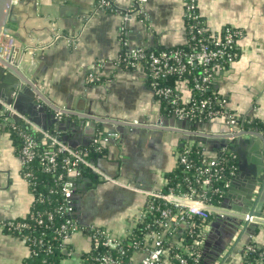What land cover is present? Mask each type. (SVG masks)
Returning a JSON list of instances; mask_svg holds the SVG:
<instances>
[{"label": "crops", "instance_id": "1", "mask_svg": "<svg viewBox=\"0 0 264 264\" xmlns=\"http://www.w3.org/2000/svg\"><path fill=\"white\" fill-rule=\"evenodd\" d=\"M106 2L13 1L5 26L17 38L9 60L16 70L0 63V99L37 127L59 133L71 147L100 138L104 151L92 163L111 178L93 172L77 177L75 214L80 224L100 226L116 240L137 223L147 201L144 191L164 187L166 173L176 165L178 147L190 130L211 137L203 141L206 156L228 145L238 160L222 203L230 211L225 218L215 214L208 218L200 264H239L246 245L252 241L264 245V224L234 216L239 208L245 210L247 198L263 201L264 216V0H198L207 32H219L226 25L241 31L237 58L218 69L211 84L241 123L257 121L258 126L242 125L231 139L226 137L223 117L194 122L168 113L149 86L145 66L119 63L124 47L184 45L183 1ZM89 73L96 77L93 81L88 80ZM180 91L187 99L185 89ZM58 110L64 111L60 117ZM10 120L17 117L0 120V223L25 215L32 200L9 134ZM106 131H116L117 136L104 139ZM256 165L260 172L251 184ZM79 232L66 239L63 264H85L82 253L90 250L91 238L87 231ZM27 255L24 241L0 226V264H22ZM143 256V250H133L130 264H138Z\"/></svg>", "mask_w": 264, "mask_h": 264}, {"label": "built area", "instance_id": "2", "mask_svg": "<svg viewBox=\"0 0 264 264\" xmlns=\"http://www.w3.org/2000/svg\"><path fill=\"white\" fill-rule=\"evenodd\" d=\"M101 1L107 3L106 0ZM135 1L140 3L144 0ZM182 1L184 3L186 43L188 47L177 46L166 49H146L142 46L124 47L119 56V63L130 67H134L137 63H142L146 68L148 83L154 95L166 100L171 106V113L178 119H187L195 122L206 121L213 117H223L228 125V130L225 132L226 137L231 139L243 128V123L227 107V99L223 95L219 93L206 94L201 97L192 95L184 100L174 92L173 87L166 83L165 80L172 75L191 74L192 88L202 94L209 88L214 73L218 69L228 67L237 58V40L241 35V31L233 25H226L219 32H207L197 10L198 0ZM16 45L17 38L13 32L4 26L0 30V57L9 61ZM95 78L92 73L88 74V80L93 81ZM0 110L4 118L10 115L17 117V120H10V126L21 138L19 156L22 165H25L34 157H38L45 170H54L57 166H61L63 170L77 178L82 176V167H85L93 173L100 174L103 179L111 178L101 173L92 163V160L84 156L80 146L71 147L62 141L57 132H50L47 129L37 127L25 115L1 99ZM63 114L64 111L62 110L56 112L58 117ZM19 120L42 133L53 148L37 152V141L28 130L20 127ZM193 132L195 131L190 130L187 134L188 137L186 138L189 143L193 141L190 138V134ZM103 135L102 137L106 139L108 137H116L117 133L116 131H106ZM99 140L100 138L96 137L94 143L99 145ZM189 149V144H187L182 153H178V159L184 164V170H189L191 167L194 169L190 178L185 177L186 184L184 188H180V185H177L175 187H162L144 191L147 201L137 222L149 216L152 220L146 226L149 227L151 224L152 226L144 235L145 244L140 248L144 251V256L138 264H163L167 253V249L164 248L166 237L172 238L174 245L181 246L182 253L177 254L179 264H188L187 256L197 261L199 257L201 258L202 243L207 229L208 218L212 214L222 217L230 211L222 205L223 201L216 203L212 198L213 193H220L225 196L230 182V179H226L219 185L211 184L213 181H219L223 178V166L220 164L219 159L215 155L206 156L203 149V158L199 164L195 165L188 157ZM61 152L64 154L58 157ZM21 174L27 183L33 177L30 170L21 171ZM54 180L59 184L62 198L56 211L63 215V219L56 228L54 237L66 241L75 231L80 230L79 222L74 215L73 193L75 185L70 179L65 178L62 172L58 173ZM48 191L49 193H54L55 188L50 187ZM239 217L247 223L264 224L263 215L245 212L240 213ZM52 219L53 212L44 209L41 212H36V214L32 213L31 221L7 219L2 221L0 226L24 232L21 239L27 245L28 253H30L36 245H44L43 237L45 232H41L37 236L31 232L34 228L33 226ZM87 228L90 230L89 235L91 247L93 246V248L99 245L115 247L116 245L125 244L124 242L121 243L122 239H114L103 228L100 229L95 225H89ZM25 229H30V231H25ZM181 232H185L191 237V241L188 244H185L179 236ZM127 244H137V242L128 241ZM50 247L47 244L45 249L50 251ZM245 248L254 250L251 244L246 245ZM95 259L100 264H130L129 259L126 261L107 252H97Z\"/></svg>", "mask_w": 264, "mask_h": 264}, {"label": "trees", "instance_id": "3", "mask_svg": "<svg viewBox=\"0 0 264 264\" xmlns=\"http://www.w3.org/2000/svg\"><path fill=\"white\" fill-rule=\"evenodd\" d=\"M187 45L188 44L185 43L182 46L188 47ZM165 82L170 84L173 87L174 92L178 95H181L180 89H185V92L189 94L188 96L194 95L197 97H201L206 94L212 95L214 93H218L217 90L212 86V84H210L209 88L205 90L202 94L194 91L191 83V74L184 73L182 75H172L169 76L165 80ZM159 99L163 103L165 110L168 113H171L170 104L162 98ZM0 120H4V115H0ZM18 122L20 127L28 130L37 141V152H41L44 149L53 148L49 140L44 137L42 133L32 129L21 120H19ZM257 124V121H243L244 128L258 126ZM7 126L9 127L8 130L10 137L12 138L13 143L16 145L15 147L19 153L21 146V138L18 133L11 128L9 123H7ZM262 128L264 130V126H262ZM50 132L53 131L51 130ZM58 135L60 136L59 133ZM192 140L193 141L189 143L188 139L184 138L182 140V143L178 147V153L181 154L187 144H189L190 149L188 150V157L196 165L199 164L201 162V159L203 158L202 150L204 149V142L194 138H192ZM101 147L102 146L98 145V143H91L86 146H80V148H82L84 156L90 160H93L98 154L104 151ZM63 154V152L59 153L58 157H61ZM215 156L219 159L220 164L223 166V178L219 181H213L211 184L219 185L224 180L231 179L234 176L238 168V160L234 152L230 149L228 145H225V147H218L215 151ZM24 170H30L33 174V177H31V180L27 183L28 189L32 194V200L26 214L21 217L15 218V220L25 219L27 221H31L32 213L36 214V212H41L44 209L53 212V219L45 220L44 223L33 226L34 228L31 230V232L36 234L37 236L41 232H45V235L43 237L44 245H36L35 247H33L32 251L28 253V255L23 259L22 264H63L62 258L66 256V251H64V249L68 250V244L66 241H62L59 238L54 237L56 235V228L58 227L60 221L63 219V215L56 211V208L61 203L62 198L59 191V184L55 182L54 178L58 175V173L62 172L65 178H68L72 182H74L75 188L77 178L76 176H73L69 172L63 170L61 166H57L54 170L43 169V165L39 161L38 157H34L25 165H22L21 171ZM193 170V167H191L189 170H184V164L181 163L177 158L176 165L166 173L167 181L163 188L175 187L177 185H180V188H184V185L186 184L185 177L190 178V175ZM87 173L91 174L92 172L88 168L82 167L81 174L83 175ZM50 187L55 188L54 193H49L48 190ZM224 197L225 196L221 195L220 193L212 194V198L216 203L224 201ZM74 215L76 216V214ZM151 220V217L146 216L142 220L138 221L131 229V231L128 232V234L121 240V243H125L124 245H116L115 247H106L104 245H99L96 248H93L92 246L90 250L82 253L85 264H100L95 259V254L97 252H107L113 256H118L127 261L130 258L133 250L140 249L144 246V235L149 231L152 226L151 224V226L147 227L146 224H150ZM79 226L81 231H87L90 234V230L87 228L88 226L82 225L80 223ZM96 227H99L101 229L100 226ZM2 228L4 231L17 236L20 239L22 238V234L24 233L19 232L17 230L14 231L7 229L4 226ZM256 228L259 229L258 226ZM25 231L29 232L30 229H25ZM262 231H264V226L262 227ZM179 236L182 238V241L185 242V244H188L191 241V237L185 232H181ZM128 241H136L137 244L128 245ZM47 244L51 246L50 251L45 249V246ZM250 244L254 247V250H249L244 247L240 253L241 258L239 264H264V245H260L254 241H252ZM164 248L167 249V253L166 259L163 264H179L177 254L182 253L181 246L174 245L172 238L166 237L164 240ZM121 251H123V253H121ZM187 259L188 264H200L202 260L199 257V259L196 261L193 260V258H191L190 256H187Z\"/></svg>", "mask_w": 264, "mask_h": 264}, {"label": "water", "instance_id": "4", "mask_svg": "<svg viewBox=\"0 0 264 264\" xmlns=\"http://www.w3.org/2000/svg\"><path fill=\"white\" fill-rule=\"evenodd\" d=\"M11 4H12V0H0V30L5 26V23L9 18V13L11 10ZM0 63H2L3 65H6L7 67H9L11 69L16 70L15 65L11 64L10 61L2 59L1 57H0ZM19 76H20V74H19ZM92 118L96 119L98 121H104V122L113 123V124H130V123L118 120V119H114V118H105V117H92ZM184 138H186V137H184ZM190 138L199 139L201 141L211 139V137L207 136V133L196 132V131L193 132L192 134H190ZM246 141H249V139H247ZM259 172H260V168L258 165H256L254 167V169L252 170V172H251L252 174H251V177L249 179V180H251V184H252V182H255L257 180V174H259ZM262 182L264 183V179ZM244 202H245V206L243 208L245 210L243 212H241L242 208H239L238 211H236V212L234 211L235 212L234 216L237 217V220L241 219L239 217L240 213L248 212L249 214L261 215L260 213L262 211V206H263V201L261 199L253 200L251 198L250 199L247 198ZM226 215H225V217H226ZM222 217H224V216H222Z\"/></svg>", "mask_w": 264, "mask_h": 264}, {"label": "rangeland", "instance_id": "5", "mask_svg": "<svg viewBox=\"0 0 264 264\" xmlns=\"http://www.w3.org/2000/svg\"><path fill=\"white\" fill-rule=\"evenodd\" d=\"M79 231H80V230H77V231H75L74 233H76V232L80 233ZM74 233H73V235H75Z\"/></svg>", "mask_w": 264, "mask_h": 264}]
</instances>
